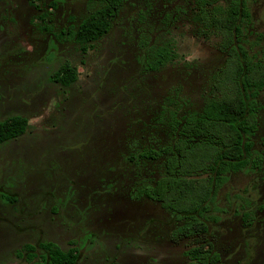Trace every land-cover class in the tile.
I'll use <instances>...</instances> for the list:
<instances>
[{"label": "rangeland", "instance_id": "1", "mask_svg": "<svg viewBox=\"0 0 264 264\" xmlns=\"http://www.w3.org/2000/svg\"><path fill=\"white\" fill-rule=\"evenodd\" d=\"M249 5L248 39L256 43L264 0ZM100 6L0 0V121L30 120L24 135L0 145V264H30L17 250L39 241L66 250L78 242L80 264H185L184 251L207 239L226 264H264V165L229 175L208 234L181 236L168 210L136 196L164 175L165 158L133 156L174 141L173 110L182 116L205 106L228 56L221 37L199 34L195 0H125L111 30L84 51L62 30ZM159 46L176 54L154 69ZM65 61L79 74L70 86L53 80ZM261 101L259 152L264 91ZM14 192L19 198L8 200Z\"/></svg>", "mask_w": 264, "mask_h": 264}, {"label": "trees", "instance_id": "2", "mask_svg": "<svg viewBox=\"0 0 264 264\" xmlns=\"http://www.w3.org/2000/svg\"><path fill=\"white\" fill-rule=\"evenodd\" d=\"M89 1L101 6L77 27L70 25L62 30V34L81 45L84 51L111 30L125 2ZM219 1L195 0L194 12L199 34L220 36V49L228 55L224 66L214 75L212 96L200 111H189L182 116L172 111L169 125L174 141L171 144L144 147L133 156L135 160L165 158L164 175L154 184L142 187L136 196L160 203L181 222L177 231L183 237L210 232L213 212L220 211L216 206L217 193L231 173L258 171L264 165V138L262 152L255 147L259 114L263 109L264 35L260 34L256 43L248 39L253 22L249 0H227L226 4ZM175 54L168 46H159L153 51L149 67L157 69ZM78 78L77 67L70 61L64 62L53 75V80L63 86H70ZM29 124L30 120L23 115L0 121V145L24 135ZM201 173L208 176H195ZM6 198L15 199L14 196ZM214 245L191 248L187 251L191 256L188 264H225ZM212 253L215 257H209ZM18 256L30 264H80L82 251L78 247L65 250L54 241H39L27 244Z\"/></svg>", "mask_w": 264, "mask_h": 264}, {"label": "flooded vegetation", "instance_id": "3", "mask_svg": "<svg viewBox=\"0 0 264 264\" xmlns=\"http://www.w3.org/2000/svg\"><path fill=\"white\" fill-rule=\"evenodd\" d=\"M70 26V25H69ZM68 26V27H69ZM67 27V28H68ZM66 62V61H65ZM62 66V65H61ZM11 141V140H10ZM4 194V193H3ZM5 194H6V192H5ZM4 194V195H5ZM10 194H13L12 196H14L15 197V199H17V198H19V196H18V194L16 193V192H14V193H10ZM164 209V208H163ZM191 237H193V236H191ZM191 237H186V238H191ZM79 240H77V241H80V237L78 238ZM27 244H29V243H27ZM26 244V245H27ZM31 244H33V243H31ZM35 244V243H34ZM202 244H204L207 248H211L212 247V245L214 244V240L213 239H207V241L206 242H204V243H200V244H198V243H194V244H192L190 247H188L185 251H184V255H182V257H187L188 258V260L185 262V264H188V262L190 261V255H188L187 254V251H189L191 248H193V247H196V246H198V245H202ZM25 245V246H26ZM70 248H72V247H78L81 251H82V248L80 247V245H79V243L78 242H75V243H72V244H70ZM214 246H216V245H214ZM70 248H68V249H70ZM67 249V250H68ZM66 250V249H65ZM19 251H23L22 249H18L17 250V253H16V256L15 257H17L18 259H21L22 260V258H20L19 256H18V252ZM217 253H218V257H221V259H222V261L224 262V260H223V258L222 257H224L222 254H220L218 251H216ZM209 257H215V254H213L212 253V255L211 256H209ZM25 262H28L27 260H25ZM225 263V262H224ZM226 264V263H225Z\"/></svg>", "mask_w": 264, "mask_h": 264}, {"label": "clouds", "instance_id": "4", "mask_svg": "<svg viewBox=\"0 0 264 264\" xmlns=\"http://www.w3.org/2000/svg\"><path fill=\"white\" fill-rule=\"evenodd\" d=\"M189 40H191V39H193V38H188ZM185 59H187V57H185ZM196 60H199L200 59V57L199 56H197L196 58H195Z\"/></svg>", "mask_w": 264, "mask_h": 264}]
</instances>
